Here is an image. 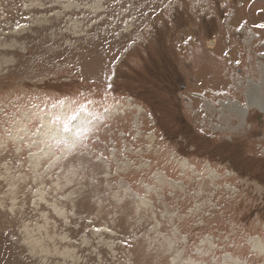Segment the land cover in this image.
Segmentation results:
<instances>
[{"label": "rangeland", "instance_id": "374dc122", "mask_svg": "<svg viewBox=\"0 0 264 264\" xmlns=\"http://www.w3.org/2000/svg\"><path fill=\"white\" fill-rule=\"evenodd\" d=\"M0 264H264V0H0Z\"/></svg>", "mask_w": 264, "mask_h": 264}]
</instances>
